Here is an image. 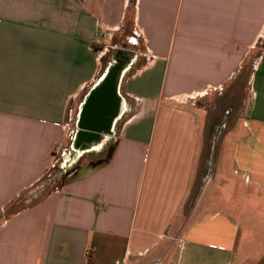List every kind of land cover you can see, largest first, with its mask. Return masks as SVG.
<instances>
[{
	"label": "crops",
	"instance_id": "obj_1",
	"mask_svg": "<svg viewBox=\"0 0 264 264\" xmlns=\"http://www.w3.org/2000/svg\"><path fill=\"white\" fill-rule=\"evenodd\" d=\"M263 39L264 0H0V264H233L264 223L231 184L264 194V50L239 128L209 102ZM120 48L110 159L43 194Z\"/></svg>",
	"mask_w": 264,
	"mask_h": 264
},
{
	"label": "rangeland",
	"instance_id": "obj_2",
	"mask_svg": "<svg viewBox=\"0 0 264 264\" xmlns=\"http://www.w3.org/2000/svg\"><path fill=\"white\" fill-rule=\"evenodd\" d=\"M262 41L263 42H261L256 48L253 49V52L249 55L246 63L242 65L240 69V73L237 75L235 80L231 81V96L227 95L228 89L224 91L222 90L219 91V93L221 94H218V96H215L216 98L214 97L212 99L213 102H209V104H212L211 107H218V109L221 111L227 108L229 104H231V113L226 118V122L228 126L229 125L231 126V133L234 132L233 128L236 127L239 128L240 125H242L245 122L246 101L248 99V94H249L250 77L255 68L256 62L258 61L264 50V39ZM135 49L136 51L142 50L141 48H137V47ZM108 55H109L108 57L110 58V53ZM105 64L106 63L104 61L101 71L103 73L106 70ZM109 65L110 64L108 63V66ZM199 99L200 98H198V101ZM78 113H76V115ZM220 118L221 120H224V116H222V113ZM72 126H75V128H77V121L75 122V119L72 123ZM114 142H115V138L111 137L106 144H102L101 142L100 144L96 145L95 147L97 148L96 149L94 148L91 152L87 151V152L79 153L78 149L75 147L76 144L72 146L73 143L72 137H70L67 149H65V151L60 152L57 155L56 161L53 164L54 165L53 169L56 168L57 166L63 165L64 166L63 171L64 170L68 171V175L66 176V179L68 180L75 172V169L79 167V165L86 164L88 162H91V164L94 165L102 161H105L109 157L111 150L113 149ZM97 143L98 142H96L95 144ZM215 147H216L215 153L217 159L218 145H215ZM211 150L209 149L207 153V146H206L205 152L203 153L204 155L203 167L205 170L208 169V167H211L210 164L212 163V158H213ZM205 155L208 156L207 162L209 163V165H207V167H206ZM84 171L85 168L84 167L81 168V173H84ZM202 183L203 182L200 180V184ZM231 184L232 185L237 184L236 192L239 193L238 195L247 194L248 192L253 193V196L255 198L254 203H252L253 211L255 210V213L258 215L257 218L259 217L264 221V194L254 193L256 192V190H252V189L248 190V188H245L242 183L232 182ZM196 189L194 190V192L196 191ZM46 192L47 191L45 190L44 194H46ZM20 196L21 197H19L18 200L23 199L25 197V192L22 193ZM188 202L190 204L191 200H189ZM189 204L187 205L188 206L187 209H189L190 207ZM242 228H243V237H244V234H246L249 231V229H247L246 224H242ZM170 251L172 252L173 250ZM166 256L167 255H165V257ZM173 257L174 256L170 255L169 259L171 262H173ZM233 264H264V223L257 221L252 225L251 231L248 233L247 239L244 238V240L241 243V247L238 251V254Z\"/></svg>",
	"mask_w": 264,
	"mask_h": 264
},
{
	"label": "water",
	"instance_id": "obj_3",
	"mask_svg": "<svg viewBox=\"0 0 264 264\" xmlns=\"http://www.w3.org/2000/svg\"><path fill=\"white\" fill-rule=\"evenodd\" d=\"M126 59L124 70L119 69L122 67L118 65L115 70L108 66L103 75L106 72L112 73L110 77H107L102 85H99V79L81 103L77 119L79 141L83 140L87 143L99 141L104 134L113 132L115 122L123 112V99L120 95L121 81L132 62L130 56Z\"/></svg>",
	"mask_w": 264,
	"mask_h": 264
},
{
	"label": "trees",
	"instance_id": "obj_4",
	"mask_svg": "<svg viewBox=\"0 0 264 264\" xmlns=\"http://www.w3.org/2000/svg\"><path fill=\"white\" fill-rule=\"evenodd\" d=\"M113 150H114V148L111 150L109 157L105 161H102L98 164H102V163L108 161L110 159L112 153H113ZM53 167H54V165H52L50 170L46 173L43 180L41 181V183H43V188H46V189H43V192H42L43 194H44L45 190L47 192H49L50 190H55L57 188L62 187L67 182L66 176L68 175V171H66V170L63 171L64 166L63 165L57 166L54 169H53ZM27 194H29L28 191L25 193V195H27Z\"/></svg>",
	"mask_w": 264,
	"mask_h": 264
},
{
	"label": "bare ground",
	"instance_id": "obj_5",
	"mask_svg": "<svg viewBox=\"0 0 264 264\" xmlns=\"http://www.w3.org/2000/svg\"><path fill=\"white\" fill-rule=\"evenodd\" d=\"M129 54H132V52H130V50H127V48H120V49H118L117 52L114 55L115 56L114 62H112L111 65H109V66H111V68L113 70H115L117 68V65H118V66H121L122 67V68L119 67V69L124 70L123 68H124V65H126V60H127L126 58L128 57ZM112 69H110V71ZM113 70H112V72H113ZM107 73L108 72H106L105 75H102V78H100V80L98 81V82H100L99 85H102V83H105L103 81H105V79L107 77H110V75L112 74L111 72H110L111 74H107ZM76 137L77 138H76V145H75V147L78 149V152L79 153L85 152L87 150V146L88 145L90 146V148L95 147L96 145L100 144L102 142V139H103V138H101L98 141L97 144H91L90 145V143H87V142H85L83 140L82 141H79L78 136H76Z\"/></svg>",
	"mask_w": 264,
	"mask_h": 264
},
{
	"label": "built area",
	"instance_id": "obj_6",
	"mask_svg": "<svg viewBox=\"0 0 264 264\" xmlns=\"http://www.w3.org/2000/svg\"><path fill=\"white\" fill-rule=\"evenodd\" d=\"M57 190H58V188H57Z\"/></svg>",
	"mask_w": 264,
	"mask_h": 264
},
{
	"label": "flooded vegetation",
	"instance_id": "obj_7",
	"mask_svg": "<svg viewBox=\"0 0 264 264\" xmlns=\"http://www.w3.org/2000/svg\"><path fill=\"white\" fill-rule=\"evenodd\" d=\"M96 149V148H95Z\"/></svg>",
	"mask_w": 264,
	"mask_h": 264
}]
</instances>
